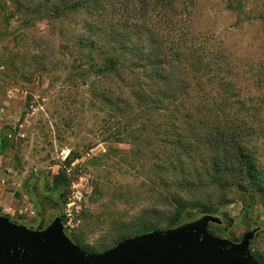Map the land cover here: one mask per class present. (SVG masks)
Returning <instances> with one entry per match:
<instances>
[{
    "label": "rangeland",
    "instance_id": "374dc122",
    "mask_svg": "<svg viewBox=\"0 0 264 264\" xmlns=\"http://www.w3.org/2000/svg\"><path fill=\"white\" fill-rule=\"evenodd\" d=\"M238 1L198 0L197 27L226 48L244 94L264 100V0H242V12L234 7ZM72 36L45 21L27 26L21 17L0 12V208L30 227L48 225L63 211L68 235L87 251L101 252L127 236L145 213L171 215L168 194L175 187L154 179L153 158H137L138 141L91 95L88 60L63 46ZM258 117L264 125V106ZM152 135L145 142L153 147ZM258 136L264 172V130ZM60 172L66 180L55 186ZM42 193L57 205H40ZM242 210L239 199L221 205L218 215L229 219L211 223L210 231L239 241L249 230L240 222ZM253 214L260 230L250 248L264 261V201L258 200Z\"/></svg>",
    "mask_w": 264,
    "mask_h": 264
},
{
    "label": "trees",
    "instance_id": "16d2710c",
    "mask_svg": "<svg viewBox=\"0 0 264 264\" xmlns=\"http://www.w3.org/2000/svg\"><path fill=\"white\" fill-rule=\"evenodd\" d=\"M234 7L242 12V0ZM197 8L198 0H0L7 17L73 34L63 46L88 60L91 95L138 141L137 158H153L154 179L175 187L168 194L172 214L145 213L127 236L218 215L238 199L240 222L250 230L264 201L257 156L264 100L244 94L226 48L198 29ZM151 131L153 147L145 142ZM65 180L60 172L54 185Z\"/></svg>",
    "mask_w": 264,
    "mask_h": 264
},
{
    "label": "water",
    "instance_id": "95a60500",
    "mask_svg": "<svg viewBox=\"0 0 264 264\" xmlns=\"http://www.w3.org/2000/svg\"><path fill=\"white\" fill-rule=\"evenodd\" d=\"M67 220L62 213L46 227H30L0 213V264H262L250 248L259 228L239 241L217 236L210 225L222 217L215 214L128 236L101 252L75 242Z\"/></svg>",
    "mask_w": 264,
    "mask_h": 264
},
{
    "label": "flooded vegetation",
    "instance_id": "af4514ba",
    "mask_svg": "<svg viewBox=\"0 0 264 264\" xmlns=\"http://www.w3.org/2000/svg\"><path fill=\"white\" fill-rule=\"evenodd\" d=\"M37 188V185H35L34 186V189H36ZM35 191V193H37L36 195H39V190L37 189V190H34ZM41 193V192H40ZM42 195H44V196H42L43 198H38L37 199V202L40 204V205H43L44 203H46V202H53L55 205H57V201H55L54 199H53V197L51 196V195H49V194H43L42 193ZM54 207H56V206H54ZM43 211H40V213H42ZM63 213V211H61V212H59L58 214H56V216H58V215H61ZM55 216V217H56ZM54 217V218H55ZM225 217V215H223L222 216V222H224L225 220H227V219H225L224 218ZM46 226H48V225H40V226H37V227H46ZM254 228H256V227H253L252 229H254ZM260 230V229H259Z\"/></svg>",
    "mask_w": 264,
    "mask_h": 264
},
{
    "label": "built area",
    "instance_id": "2783aa9c",
    "mask_svg": "<svg viewBox=\"0 0 264 264\" xmlns=\"http://www.w3.org/2000/svg\"><path fill=\"white\" fill-rule=\"evenodd\" d=\"M68 218V217H67ZM67 222H68V220H67ZM65 227H66V225H65Z\"/></svg>",
    "mask_w": 264,
    "mask_h": 264
}]
</instances>
